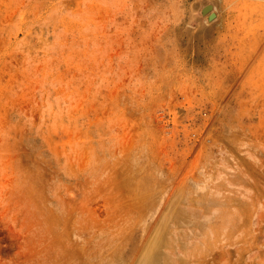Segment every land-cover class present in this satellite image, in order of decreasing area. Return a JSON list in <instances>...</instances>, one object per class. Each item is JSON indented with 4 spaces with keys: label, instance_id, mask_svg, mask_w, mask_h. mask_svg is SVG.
I'll use <instances>...</instances> for the list:
<instances>
[{
    "label": "rangeland",
    "instance_id": "obj_1",
    "mask_svg": "<svg viewBox=\"0 0 264 264\" xmlns=\"http://www.w3.org/2000/svg\"><path fill=\"white\" fill-rule=\"evenodd\" d=\"M206 5L215 2L0 0V68L12 81L0 82V94L76 150L79 208L93 209L97 224L114 216L116 192L138 183L169 194L179 176L208 187L226 168L238 172L224 124L241 108L232 99L231 114L224 111V52L210 48L219 19L206 20ZM253 71L244 100L261 111L264 82ZM168 251L162 264L184 257Z\"/></svg>",
    "mask_w": 264,
    "mask_h": 264
},
{
    "label": "bare ground",
    "instance_id": "obj_2",
    "mask_svg": "<svg viewBox=\"0 0 264 264\" xmlns=\"http://www.w3.org/2000/svg\"><path fill=\"white\" fill-rule=\"evenodd\" d=\"M212 2L216 7H205L218 11L219 23L210 48L224 52L229 84L224 111L241 108L224 124L227 159H239L238 172L226 168L208 187L179 176L169 194L141 191L138 183L116 192L114 216L97 224L93 209L79 208L76 150L53 141L32 113L0 94V264H162L165 248L184 256L177 264H264V108L248 109L244 100L254 68L264 82V0ZM5 71L0 82L11 84Z\"/></svg>",
    "mask_w": 264,
    "mask_h": 264
},
{
    "label": "water",
    "instance_id": "obj_3",
    "mask_svg": "<svg viewBox=\"0 0 264 264\" xmlns=\"http://www.w3.org/2000/svg\"><path fill=\"white\" fill-rule=\"evenodd\" d=\"M210 10H212V8L211 7H205L204 9H203V14H206V13H208ZM215 13H210V16L208 17V19L209 20H212V19H214V17H215V15H214Z\"/></svg>",
    "mask_w": 264,
    "mask_h": 264
}]
</instances>
